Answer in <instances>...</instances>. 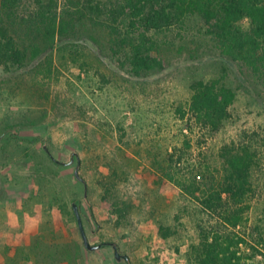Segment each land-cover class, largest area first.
<instances>
[{"label":"rangeland","instance_id":"obj_1","mask_svg":"<svg viewBox=\"0 0 264 264\" xmlns=\"http://www.w3.org/2000/svg\"><path fill=\"white\" fill-rule=\"evenodd\" d=\"M157 39L166 66L146 76L130 74L122 54L85 35L57 41L22 68L0 69V264H187L196 234L180 212L194 205L164 181L165 158L181 149L183 169L200 162L212 171L222 145L261 144L264 80L223 58L196 16ZM213 79L235 99L231 119L209 134L186 112L191 84ZM261 159L249 217L264 227L263 146ZM113 171L110 201L133 205L120 226L101 200L99 183ZM72 204L98 249L83 246ZM159 224L175 235L160 238Z\"/></svg>","mask_w":264,"mask_h":264},{"label":"trees","instance_id":"obj_2","mask_svg":"<svg viewBox=\"0 0 264 264\" xmlns=\"http://www.w3.org/2000/svg\"><path fill=\"white\" fill-rule=\"evenodd\" d=\"M190 16L201 20L223 58L264 80V0H0V69L22 68L57 41L85 35L114 57L122 54L121 65L130 74L146 76L166 66L157 35L182 28ZM190 90L189 120L201 131L218 132L232 117L234 92L218 79L196 81ZM262 146L264 139L256 146L247 141L224 144L219 167L212 171L200 162L183 169L181 149L165 158L164 181L194 205L180 212L190 218L196 234L185 253L187 264H264L262 220L249 217ZM118 177L113 171L99 183L101 200L115 215L116 226L125 224L133 209L130 202L110 201ZM179 218L176 213L175 221ZM157 232L162 239L175 235L171 226L161 224Z\"/></svg>","mask_w":264,"mask_h":264},{"label":"water","instance_id":"obj_3","mask_svg":"<svg viewBox=\"0 0 264 264\" xmlns=\"http://www.w3.org/2000/svg\"><path fill=\"white\" fill-rule=\"evenodd\" d=\"M74 176L76 177V179H78L79 181L82 182V179L78 176L77 169H75ZM72 210H73V213L75 215V219L77 221V225H78V228H79V232H80V235H81V239H82V242H83V246L88 251H93V250L98 249L100 247L99 245H90L88 243L87 238H86V235H85V232H84L83 227H82L80 215L78 213V210H77V207H76L75 204H72ZM114 256H115V259L116 260H121V259L124 260V261H127L128 260V257L127 256L120 255L116 250H114Z\"/></svg>","mask_w":264,"mask_h":264}]
</instances>
